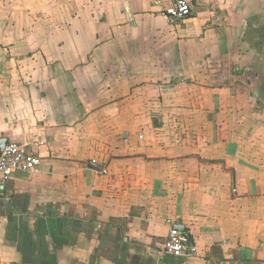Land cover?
Segmentation results:
<instances>
[{
  "label": "crops",
  "instance_id": "crops-1",
  "mask_svg": "<svg viewBox=\"0 0 264 264\" xmlns=\"http://www.w3.org/2000/svg\"><path fill=\"white\" fill-rule=\"evenodd\" d=\"M174 1L0 0V264H264V0Z\"/></svg>",
  "mask_w": 264,
  "mask_h": 264
},
{
  "label": "built area",
  "instance_id": "built-area-1",
  "mask_svg": "<svg viewBox=\"0 0 264 264\" xmlns=\"http://www.w3.org/2000/svg\"><path fill=\"white\" fill-rule=\"evenodd\" d=\"M191 6L186 0H175L170 7L164 8L159 15L167 21L190 15ZM41 163L37 155L25 151L18 142H7L0 153V185L16 171H32ZM163 252L174 256H192L197 253L192 236L187 230L171 228L163 242Z\"/></svg>",
  "mask_w": 264,
  "mask_h": 264
},
{
  "label": "water",
  "instance_id": "water-1",
  "mask_svg": "<svg viewBox=\"0 0 264 264\" xmlns=\"http://www.w3.org/2000/svg\"><path fill=\"white\" fill-rule=\"evenodd\" d=\"M10 142V141H8ZM7 143V139L6 138H0V153L2 152L5 144ZM89 166H92L93 168H96L95 165L91 164V162L88 163ZM173 229H176V230H183V226L182 225H173L172 226Z\"/></svg>",
  "mask_w": 264,
  "mask_h": 264
}]
</instances>
